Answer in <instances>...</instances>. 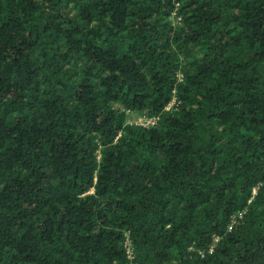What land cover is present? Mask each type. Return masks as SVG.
<instances>
[{"label": "trees", "instance_id": "obj_1", "mask_svg": "<svg viewBox=\"0 0 264 264\" xmlns=\"http://www.w3.org/2000/svg\"><path fill=\"white\" fill-rule=\"evenodd\" d=\"M0 264H264V0H0Z\"/></svg>", "mask_w": 264, "mask_h": 264}, {"label": "built area", "instance_id": "obj_2", "mask_svg": "<svg viewBox=\"0 0 264 264\" xmlns=\"http://www.w3.org/2000/svg\"><path fill=\"white\" fill-rule=\"evenodd\" d=\"M176 4H177V2H175L174 8H173V10L171 11V14H170L171 21H174L176 19H179V16L178 15L174 16V9L176 7ZM155 119H156L155 116H151V117H142V116H139L136 121L139 122V123H141L142 125H150V124H153V122L155 121ZM236 214H238V213H236ZM127 241L128 240L126 239L125 240V243H127ZM128 251H129V249L127 250V252Z\"/></svg>", "mask_w": 264, "mask_h": 264}]
</instances>
